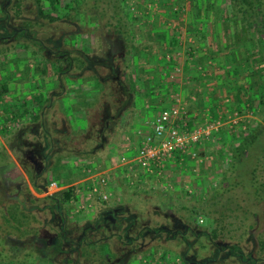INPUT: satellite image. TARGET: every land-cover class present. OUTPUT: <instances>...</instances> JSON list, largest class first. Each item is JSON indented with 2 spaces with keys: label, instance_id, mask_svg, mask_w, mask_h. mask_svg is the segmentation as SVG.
I'll use <instances>...</instances> for the list:
<instances>
[{
  "label": "trees",
  "instance_id": "16d2710c",
  "mask_svg": "<svg viewBox=\"0 0 264 264\" xmlns=\"http://www.w3.org/2000/svg\"><path fill=\"white\" fill-rule=\"evenodd\" d=\"M6 3L9 5L3 15L7 27L4 36L8 38L5 45H0V52L23 47L32 55L40 54L44 62H49L47 54L57 58L56 88L36 92L31 106L27 101L10 117L18 122L28 118L32 124L16 127L17 149L27 157L28 163L21 160L31 185L41 189L40 185L48 186L55 180L62 188L44 197L36 196L29 184L12 175V170L7 174L14 162L0 148V188L10 189L0 194V214L2 221L12 228L10 235L0 232V264L70 263L74 261L73 250H80L79 258H83L84 264H131L135 260L140 264H264V0H220L215 10L210 0H199L196 5V39L205 40L213 35L210 27L219 20L221 33L218 31L216 36L224 47H233L224 57L227 66L223 65L225 73L220 75L224 87L231 85L229 76L237 81L232 92L236 100L240 95L241 101L239 108L232 110L242 111L249 103L257 117L246 125V130L233 132L223 128L213 135L219 146H227L225 154H229L217 184L208 196L192 193L193 199L189 201L173 198L174 189L165 193L163 188L148 191L145 186L127 187L124 199H98L94 222L103 221L110 212L118 228L97 239H90L85 229L81 232L80 226L69 221L67 207L76 198V192L73 184L66 185L74 179L66 177L68 173H59L77 165L79 178L82 168L96 165L93 160L86 161L89 156H106L126 143L129 125L138 113V100L146 87L154 93L161 64L155 63L151 69L135 64V55L143 51L138 49L130 28L125 0ZM81 14L95 16L98 25L104 22L96 35L98 48L105 57L100 55L97 59L87 49H74L73 44L63 41V35L59 36L62 25L75 21ZM176 34L170 36L172 46L179 45ZM58 37L63 44L52 46ZM104 44L108 46L105 50ZM149 74L152 78L148 80ZM6 91L8 87L1 83V99ZM235 99H228V106L239 102ZM55 105L60 113L54 111ZM73 113L82 114L79 125L72 123ZM32 130L38 132L33 138H42L39 156L28 142L31 136L25 134ZM221 151L216 158L222 157ZM73 154L83 162L71 164ZM51 171L55 176L48 179L47 173ZM138 195L141 199L136 201ZM124 206H129V210H124ZM208 218L213 221L211 229L199 222ZM252 235L257 237L254 249ZM10 236L17 237L19 242L8 245L5 238L7 241Z\"/></svg>",
  "mask_w": 264,
  "mask_h": 264
},
{
  "label": "rangeland",
  "instance_id": "374dc122",
  "mask_svg": "<svg viewBox=\"0 0 264 264\" xmlns=\"http://www.w3.org/2000/svg\"><path fill=\"white\" fill-rule=\"evenodd\" d=\"M125 3L127 4V13L129 14V20H130V28H132V33L136 36V44L139 50L143 51L141 54L135 55L136 65H147L148 69H151V66L154 63V61L157 60L159 63V55H162L161 61H163L166 57L163 53L162 49H166V46L177 48L176 50L181 52L188 46V39L191 37L194 41L196 40L197 43L201 39H196L195 36V29L193 25V21H197L195 17V12L197 10V4L199 3V0L197 2H193L192 0H125ZM210 3H212V9L215 10L220 3V0H210ZM9 4L6 3V0L2 1L0 0V45L3 44L4 41H7L8 37H5L4 35L7 34V27L5 26V20L4 18V10L7 9ZM200 5V4H199ZM8 24L10 25V17L8 18ZM104 22L100 23L98 25L95 16H89V15H80L75 18V21L68 22L67 24L62 25L61 30L62 33H60L59 36L63 35V41H67L70 46L74 45V49L77 47H80L81 49H87L89 53H92L93 56L97 58V56L102 55L105 57V55L100 51L98 48V38L96 35V32H98V29L100 27L103 28ZM8 25V26H9ZM101 28V29H102ZM173 28V30H171ZM10 29V28H8ZM175 29V30H174ZM180 30L185 33V39L182 45V48L176 47L174 44L172 46L170 42V36L174 35L176 30ZM10 33V31L8 30ZM71 35V36H69ZM5 37V38H4ZM60 37L54 41L52 46H58L62 45L63 42H60ZM198 38V37H197ZM195 43V42H194ZM73 44V45H71ZM104 50L108 48L106 44L103 45ZM137 50V51H139ZM138 53V52H137ZM183 54V53H182ZM180 54L181 56L177 55V62H173L172 64H169L170 66L164 67L162 66V80H158V82L155 84L156 93L158 92L159 95H156L151 92L150 87H146L143 93L141 95L140 99L138 100V113L136 114L134 118V122H132L129 125V132L135 131L137 132L140 128H145L148 124V122H151L155 115L165 106H167L171 100L168 98V92L169 90L167 87H170L171 85H175V91L174 97H179L177 95V90H186L184 87L186 86L185 82L181 80V77L184 76V70H185V55ZM47 58L49 59V62H44L43 58L40 54L32 55L28 53L23 47H17V49L12 51H3L0 52V85L6 84L8 87V91L3 95L2 102L0 103V118L2 119V122H5L7 120L8 114L14 115L15 111H18V109L23 107L27 101V105L31 106L34 98V94L36 92H44V90H47L48 88L54 89L56 88L57 84L59 83L56 73L54 72L56 62V56H51L47 54ZM98 59V58H97ZM148 60V61H147ZM39 65V70H38ZM176 65H180L179 67H175ZM164 67V68H163ZM174 69L175 71H172L171 73H175V75H178L179 78L174 82L171 80H168L169 76L166 74H163L164 71H167V69ZM40 69H44V72H40ZM139 70V69H138ZM160 76V77H161ZM146 78L149 80L152 78V75H146ZM48 82L47 86L44 83ZM160 81V82H159ZM170 84V85H169ZM179 88V89H178ZM154 89V88H153ZM154 89V92H155ZM177 95V96H176ZM76 97V95H75ZM181 100V99H180ZM64 101H68L64 98ZM188 102V101H187ZM60 105L67 103V102H59ZM175 103H179V101L175 100ZM240 102H236L235 105L233 104L232 107L229 106L230 110L234 108H239ZM5 106H2V105ZM183 105L188 109V104ZM246 106L242 108V115L245 116L246 125H250L257 117L251 111V108L249 105L245 104ZM54 111H59L57 108H59L58 105H55ZM197 108L196 106H191L190 109L194 110ZM229 110V111H230ZM60 113V112H57ZM246 114H249L248 116ZM72 123L74 122V125H79L80 120L82 118V114L73 113L72 114ZM213 115V114H211ZM204 116V117H203ZM203 116L201 117V120H205L206 114L203 113ZM10 117V125H13V127L10 129V144H8V139L6 140L7 136L5 134L7 132L1 133L2 141H0V148H3L9 156H11V159L13 160V164L11 168L7 169V174H10V171L12 170V175H16V179L19 181H25L27 184H29L32 193H34L38 197H44L47 194H52L53 192L57 191V189H52L48 185V189L45 191H42L38 188H34L31 185L29 175L26 173V165L22 164V158L24 161L28 163V161L25 159L23 154L21 153L20 149H17L18 145H15L13 142L11 143V140L14 136H12L11 133H13V129H16L17 125H32L28 118H25L22 121H16ZM199 125V121L197 122ZM8 124V125H9ZM73 125V124H72ZM192 125V123L190 124ZM225 127V125L222 127ZM229 129V128H228ZM244 130V129H243ZM246 130V129H245ZM231 131V130H230ZM35 130H32L31 132H26L25 134L30 135L28 142L31 144V148H33V152H36L37 156H39L40 152V145L42 144V138L39 136L37 138H33L34 135H36ZM136 135H133L131 137L132 141H137ZM213 140V141H212ZM127 143H129L128 140ZM127 143H124L120 148L118 147V150L113 148V151L108 153L106 156H96L91 155L89 156V159L86 161L93 160V162L97 163L96 166H102L104 163H106L108 166H114L115 162L113 160L117 159L118 154H121L124 152L125 147ZM219 143V142H218ZM217 142H215L214 136H211L209 139H207L205 142L201 145V151H206L205 157L202 161H197L190 159L188 161L189 163L186 164L184 167L178 166V165H171L167 166L166 172L164 173V177L160 180V183H157L156 181H153V179H148L145 176L142 179V187H146V190L150 189H161L162 186L167 187L169 189H174L173 193H175L173 198H179L183 201H189L193 199L191 196L192 193H196V195H204L208 196L210 194V191L213 186H215L221 177L222 168L226 166V157H229V154H225L227 151L226 145L219 146ZM131 144V143H130ZM132 145V144H131ZM123 147V149H122ZM221 148L223 151H221ZM219 150L223 152L222 157L216 158L215 156L219 153ZM93 157V158H92ZM111 158L112 162H108L106 159ZM33 158V156H32ZM29 157L30 161L33 162V159ZM73 161L72 162H81L82 158L77 155H72ZM28 159V160H29ZM225 161H224V160ZM38 160V158H37ZM85 161V160H84ZM29 162V163H31ZM83 162V161H82ZM15 169L14 168V165ZM56 164V162L54 163ZM70 164V165H71ZM166 164V163H165ZM33 165V164H32ZM27 167H29L27 165ZM77 167V168H75ZM30 169V167H29ZM135 174L141 173V169H137V167L134 169ZM15 171V172H14ZM82 175L81 177H77L76 173L79 172V167L72 166L71 170L67 171H60L59 175H65V173H68V178H73L72 183H68L66 186L70 184H80L83 182L86 177L83 172V168L80 170ZM17 173V174H16ZM143 174V173H141ZM48 179H51V177H54L55 175L52 174V171L47 173ZM18 177V178H17ZM135 178L134 174H130V176H122L120 173L117 175V187L119 189L117 199H124V191L126 188H131L132 184H128V180H133ZM162 183V186H161ZM10 184V182H9ZM141 184V180H140ZM134 187V186H132ZM125 189V190H124ZM165 190V189H164ZM10 191V189L0 188V194H6L5 192ZM185 191L187 193H185ZM126 192V191H125ZM167 193V190L164 191ZM189 193V194H188ZM195 195V197H197ZM139 196V197H138ZM136 196L137 200H140V196ZM113 199H110L109 201H112ZM129 203V202H127ZM169 203V202H168ZM132 204V203H131ZM129 205V204H128ZM124 210H129V206H124ZM96 204L91 208L87 210H77V206L75 203H69L67 207V217L69 218V221L74 223V225L80 226L82 229L81 232L86 231V235L88 234V237L90 239H97L101 237L109 236L112 232H114L118 226L116 223L113 222V217L110 216V212L106 213V215L103 218V221H99V223L94 222V215L96 213ZM119 211H122V208H119ZM112 212V211H111ZM115 212V211H113ZM0 219L2 227L0 228V232L2 234L8 233L10 235V230L12 228L8 227L7 224H5L2 221V216L0 214ZM200 220V219H199ZM201 224L205 225L207 229H211L213 227V221L212 219H204V221H199ZM90 227V228H89ZM18 236V235H16ZM4 238V237H3ZM252 249L257 247V237L256 235H252ZM5 242L8 243L10 246H14L19 242V239L14 236H10L7 241L5 238ZM251 248V247H250ZM118 249V248H117ZM72 257H74V261L67 263L64 261V264H84L82 261L83 258H79L81 255L80 250H73L71 252ZM106 257H109L108 254H106ZM81 259V260H80ZM139 260L133 261L131 264H140L138 262ZM15 262V261H14ZM14 262L6 263V264H16ZM196 264V263H195Z\"/></svg>",
  "mask_w": 264,
  "mask_h": 264
},
{
  "label": "built area",
  "instance_id": "2783aa9c",
  "mask_svg": "<svg viewBox=\"0 0 264 264\" xmlns=\"http://www.w3.org/2000/svg\"><path fill=\"white\" fill-rule=\"evenodd\" d=\"M176 33L178 41L183 43L186 38L185 33L178 29ZM188 40L193 42L191 37ZM176 101L179 100L176 98ZM224 116L226 120L220 117L210 118L201 125H190L188 112L183 104L176 103L162 108L145 128L137 130L136 133L140 138L138 147H132L126 141L124 152L118 154L114 166L109 169H102L96 165L83 168L86 179L80 184H74L76 198L71 203H75L79 211L91 209L98 199L109 201L116 198L119 191L116 183L118 173L123 177L134 174L135 178L128 180L127 183L142 187L144 176L160 183L167 166L184 167L190 159L195 162L202 161L205 158L201 154L202 143L219 132L224 124H227V128L233 132L246 128L244 115L239 109H233ZM7 122H10V114L5 122L0 118V136L1 133L10 131L11 125ZM129 138L126 137V140ZM129 152L135 154L130 156ZM136 167L141 169L143 174H135ZM49 187L57 190L62 188L55 180L49 183ZM162 188L169 190L168 186Z\"/></svg>",
  "mask_w": 264,
  "mask_h": 264
},
{
  "label": "crops",
  "instance_id": "0c3cea01",
  "mask_svg": "<svg viewBox=\"0 0 264 264\" xmlns=\"http://www.w3.org/2000/svg\"><path fill=\"white\" fill-rule=\"evenodd\" d=\"M213 23H214L213 27H212V29L210 27V30H212L211 33L212 34L214 33V34L211 36L210 35L207 36L208 37L207 39L202 40L200 38L201 40H199L198 43L196 40L195 41L193 40V42L188 41L189 45L186 48H184V50H182L181 52L180 51L178 52L176 50L177 48L166 46V49H164V50L162 49L163 53H166L165 54L166 58L163 61H161L160 59H162L163 57H162V55H159V58H160V59H158L159 63L157 62V60L154 61V63L156 62L158 64H161L160 65L161 67L162 66L167 67V66H170L169 64H172L173 62H177V57H178L177 55L181 56L180 54H182V53L184 55L186 54L185 55L186 60H185V66H184L185 67L184 76L181 77V80L183 82H185V84H186V86L184 87L186 90H180V91L177 90L176 94L179 95V97H177V99L179 100V103H181V104L184 103L186 105L188 104V109H187L188 120H189L190 124L192 123V125H197L198 121H199V125H201V124L205 123L207 120H209L210 118L215 119V118L220 117V118H223L226 120L224 115L228 114V112L230 110V108L228 106L229 104L226 103V101L228 99H230L231 97L233 99L236 98L235 97L236 95L232 92V90H233L232 86L233 87L236 86L235 82H237L234 80V77H231V76L228 77L229 81H231V85H229V88L224 87V86H222V84H220V82H221L220 75L225 73V69H224L225 67L224 66H227V62L224 60V57H225V55H227L230 52L231 49H233V47H230V48L224 47V44H221L222 42L220 40V37L216 36V33H218V31H219L218 34L220 35L221 29H219V25L222 27V24L219 20L214 21ZM171 30H173V28H171ZM181 44H183V43L179 42V45L176 47L182 48ZM165 62H167V63H165ZM179 66L180 65H176L175 67L177 68ZM172 71H175V70L172 68L167 69V71H164L163 74H166V76L167 75L169 76L168 80L175 82L179 78V76L175 75V73H171ZM161 75H162V71L159 74L160 81L163 79ZM238 79L241 81V83H243V81H244L243 77H240ZM167 89L169 90L168 98L171 100V102L165 107L176 104L175 103L176 97H174V92H171V90L175 91L174 90L175 89L174 83L170 87H167ZM228 89H230V90H228ZM153 94H155V96L159 95L158 92L156 93V89H155V92ZM239 96L240 95H238V100H236V99L235 100L240 102L241 100H240ZM244 101L245 100H242L241 103H245ZM246 104L250 106L249 103H246ZM191 106H196L197 108H195L194 110H191L190 109ZM203 113L206 114L205 120H201ZM211 114H213V115H211ZM246 115L248 116L249 114H246ZM244 119L246 120L245 116H244ZM224 125H225V127H228L227 124H224ZM21 126L22 125H19V128ZM12 127H13V125H11V128ZM10 132L11 131H7V133L5 134V136L8 135L6 138V140L8 139V144H10ZM11 134H12V136H15L11 140V143L13 142L15 145H17L18 139L16 138V129H13V133H11ZM133 135L138 136L137 133L132 130L129 132V134H127L126 137H130L128 141H129V143L132 144V147L133 146L138 147L140 138L138 136L137 141L133 142L131 139V137ZM20 136H24V134L20 135ZM24 138L25 137H23V139ZM0 141H2V139ZM0 144H2V143H0ZM128 154L130 156H133V154H135V152H129ZM203 155H205V154H203ZM106 160L108 162L110 161V163L112 162L111 158H107ZM114 161H115V159L113 160V162ZM101 168L102 169H109V168H111V166H108L105 163L104 165H102ZM40 188H41L40 190H42V191L46 190V189H44V186H42V185H40Z\"/></svg>",
  "mask_w": 264,
  "mask_h": 264
},
{
  "label": "water",
  "instance_id": "95a60500",
  "mask_svg": "<svg viewBox=\"0 0 264 264\" xmlns=\"http://www.w3.org/2000/svg\"><path fill=\"white\" fill-rule=\"evenodd\" d=\"M44 189H46V190H47V187H46V186H44Z\"/></svg>",
  "mask_w": 264,
  "mask_h": 264
},
{
  "label": "flooded vegetation",
  "instance_id": "af4514ba",
  "mask_svg": "<svg viewBox=\"0 0 264 264\" xmlns=\"http://www.w3.org/2000/svg\"><path fill=\"white\" fill-rule=\"evenodd\" d=\"M47 187V189H48V186H46Z\"/></svg>",
  "mask_w": 264,
  "mask_h": 264
}]
</instances>
